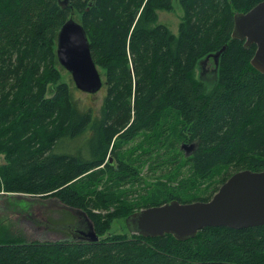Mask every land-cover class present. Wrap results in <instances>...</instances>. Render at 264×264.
I'll return each mask as SVG.
<instances>
[{
	"label": "trees",
	"instance_id": "obj_1",
	"mask_svg": "<svg viewBox=\"0 0 264 264\" xmlns=\"http://www.w3.org/2000/svg\"><path fill=\"white\" fill-rule=\"evenodd\" d=\"M174 1L0 0V196L54 199L77 218L59 230L68 241H23L0 223V264H264V226L206 227L185 241L121 229L137 208L207 202L232 174L264 171V73L250 65L255 45L231 39L233 13L264 0H177L176 35L156 23ZM69 18L83 27L103 81L98 110H80L59 83L56 39ZM223 47L217 67L209 58L202 72L199 63ZM141 132L175 141L170 157L186 168L178 172L180 191L163 183L142 208L124 201L125 193L109 212L114 194L96 187L108 175L125 182L139 174L115 147ZM79 138L72 150L57 151ZM180 143L194 145L189 156L176 152ZM174 166L157 168L165 174ZM204 183L208 191L198 192ZM61 210L48 220L72 214ZM114 223L118 233L110 232ZM90 226L97 242L74 232Z\"/></svg>",
	"mask_w": 264,
	"mask_h": 264
},
{
	"label": "water",
	"instance_id": "obj_2",
	"mask_svg": "<svg viewBox=\"0 0 264 264\" xmlns=\"http://www.w3.org/2000/svg\"><path fill=\"white\" fill-rule=\"evenodd\" d=\"M231 39L243 42L244 48L255 45L251 67L264 73V1L247 12L233 13ZM219 52L199 63L200 70L209 58L218 64ZM56 58L66 70L75 88L85 94H96L103 86L101 75L91 57L86 33L78 22L69 18L60 28L56 39ZM189 156L194 145L184 146ZM121 229L144 238L171 235L177 241L194 238L206 227L241 230L264 226V171L242 170L232 174L207 202L180 203L171 200L159 206L135 211L120 221ZM89 242L98 236L90 226L81 233Z\"/></svg>",
	"mask_w": 264,
	"mask_h": 264
},
{
	"label": "rangeland",
	"instance_id": "obj_3",
	"mask_svg": "<svg viewBox=\"0 0 264 264\" xmlns=\"http://www.w3.org/2000/svg\"><path fill=\"white\" fill-rule=\"evenodd\" d=\"M157 15L158 21L156 23L167 26L168 29L176 35L178 24L181 22L182 16V10L178 1L176 0L173 2V10L160 11ZM209 68L211 67L208 66L207 70ZM58 70L60 77L59 83H65L69 86L70 90H72L73 100L77 103L80 110L82 107L84 109L91 107L95 110L100 108L105 93L103 86L96 94H85L75 89L72 78L66 70L61 66L58 67ZM83 141V138H79L72 142H64L63 147L57 148V151H65V149L68 148L67 144H71L70 150H72L74 147L82 144ZM116 145V156H118L123 163H129L134 167L138 166L139 168H137V170L139 174L128 178L125 182H119L115 179V176L112 177L108 175L103 178L101 185H97L96 189L98 192L108 190L109 193H113L115 196L113 202L109 204V212L114 211V209L122 203L121 197L125 193H128V196L123 198L124 201L130 200V205L142 208V205L148 203V200L157 197L155 191L159 188H163V183L166 184L165 188L167 187L175 192L180 191L181 176L178 172L180 170H186V168H180L184 160L176 158V155H174L173 158L170 157L176 147V143L173 139L164 142L163 137H160L157 133H140L124 144L117 141ZM189 145L190 144L180 143L177 145L176 152H180L181 150L185 154L186 150L183 149V147ZM84 151L85 149H82V152ZM148 155L149 157L144 158V156ZM1 156L2 155H0V162L2 160ZM175 159L177 162L172 161ZM106 161L105 159V162ZM159 163L175 164V166L169 173L161 174V170L157 168ZM116 167L115 164L113 168L116 170ZM172 174H175L174 178ZM197 191L200 193L208 191L207 184H200ZM194 193V191H190L182 196L185 200H188ZM48 199L49 200H44L24 193L12 194V196L8 197L0 196V223L7 226L13 235H17V237L22 238L23 241H68L69 235L64 234L68 232L59 230L64 227L62 225L63 223L67 226L74 223L76 212L61 206L54 199ZM60 210L61 212L71 211L75 217L73 218V215L70 214L66 219H61V216H59L56 217V219L48 220L47 216H50L52 211L59 212ZM135 211H139L138 208ZM66 225L65 228H67ZM119 227L120 225L118 223H114L110 228V232L118 233Z\"/></svg>",
	"mask_w": 264,
	"mask_h": 264
},
{
	"label": "flooded vegetation",
	"instance_id": "obj_4",
	"mask_svg": "<svg viewBox=\"0 0 264 264\" xmlns=\"http://www.w3.org/2000/svg\"><path fill=\"white\" fill-rule=\"evenodd\" d=\"M207 67H208V64L206 63L205 64V68H204V70H202V72L204 71V73L205 72H207ZM214 67H215V64H214ZM141 133H145V132H141ZM139 135V134H138ZM137 136V135H136ZM135 136V137H136ZM191 154V153H190ZM108 161H110V162H113V159L111 158L110 160H108ZM77 232L76 234H78V236H81V233H83V232H87V229L85 228V229H80V228H76L75 230H74V232Z\"/></svg>",
	"mask_w": 264,
	"mask_h": 264
},
{
	"label": "bare ground",
	"instance_id": "obj_5",
	"mask_svg": "<svg viewBox=\"0 0 264 264\" xmlns=\"http://www.w3.org/2000/svg\"><path fill=\"white\" fill-rule=\"evenodd\" d=\"M87 215V214H86Z\"/></svg>",
	"mask_w": 264,
	"mask_h": 264
}]
</instances>
